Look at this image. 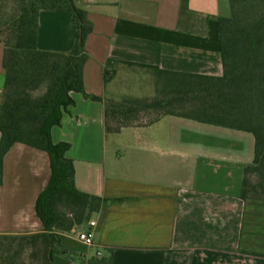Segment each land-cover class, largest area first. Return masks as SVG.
<instances>
[{"label":"crops","instance_id":"0c3cea01","mask_svg":"<svg viewBox=\"0 0 264 264\" xmlns=\"http://www.w3.org/2000/svg\"><path fill=\"white\" fill-rule=\"evenodd\" d=\"M75 4L87 11L93 25L84 67L89 94L117 100L155 96L157 73L146 66L223 74L219 18L231 15L230 0H75ZM77 36L72 13L41 12L39 49L68 52ZM3 57L0 42V108L6 78ZM109 59L134 65H116L106 81ZM133 80L141 86L131 89ZM71 96L75 102L52 128V138L70 144L66 156L73 160L76 187L91 195L131 198L111 204L105 218L100 212L92 214L97 221L94 247L83 244L85 248L77 251L71 242H79L75 236L79 227L73 235L66 233L64 244L72 253L108 258L111 264H264V201L241 197L245 168L254 159L252 133L180 116L107 133L104 101L79 92ZM182 126L194 132L189 137L195 141L184 153L176 148ZM51 174L48 151L20 142L11 147L0 184V234L45 231L37 200ZM55 260L80 264L67 252Z\"/></svg>","mask_w":264,"mask_h":264},{"label":"trees","instance_id":"16d2710c","mask_svg":"<svg viewBox=\"0 0 264 264\" xmlns=\"http://www.w3.org/2000/svg\"><path fill=\"white\" fill-rule=\"evenodd\" d=\"M230 3L231 15L219 18L221 76L146 66L157 73V94L117 100L85 89L86 39L93 25L75 0H0V42L6 70L0 108V184L5 155L18 142L48 151L52 169L37 200V214L45 231L0 234V264H56V255L64 252L80 264H111L108 258L74 254L64 244L65 234L88 223L93 213L100 212L105 218L111 204L131 199L91 195L76 187L73 160L66 156L70 144L52 138V128L75 102L71 92L104 101L107 133L148 126L165 116L252 133L254 159L245 168L241 197L264 201V0ZM44 10L73 14L78 36L70 51L39 49V19ZM121 63L134 65L109 59L106 81Z\"/></svg>","mask_w":264,"mask_h":264},{"label":"rangeland","instance_id":"374dc122","mask_svg":"<svg viewBox=\"0 0 264 264\" xmlns=\"http://www.w3.org/2000/svg\"><path fill=\"white\" fill-rule=\"evenodd\" d=\"M134 80H137V79H134ZM134 80H133L134 84H132L130 86L131 89L134 88V87H140L141 86L140 85V83H141L140 81L136 82ZM144 82L146 84L147 80L144 81ZM146 85H147V87L150 86L149 83L146 84ZM196 133L200 134V132H196ZM180 134L182 135V141H181L180 146H178V147L176 146V148H177V150H180L183 153L184 152H189L192 148H194V143H195V141L193 139H190L189 135L190 134H194V132H191V130L189 128H187V127L185 128V127L182 126V128L180 130ZM198 143H200V141H198ZM169 145H170V143H169ZM164 147H165L164 149L168 150V145L167 144H165ZM88 226L89 225L87 223H85V224H83L81 226H78V227H79V230H84V229H87ZM67 234L68 235H73V233H71V232H70V234L69 233H67ZM71 245H72V248L76 249L77 251H80V249H84L85 248V246L82 243L76 242V241H72Z\"/></svg>","mask_w":264,"mask_h":264},{"label":"built area","instance_id":"2783aa9c","mask_svg":"<svg viewBox=\"0 0 264 264\" xmlns=\"http://www.w3.org/2000/svg\"><path fill=\"white\" fill-rule=\"evenodd\" d=\"M87 224L89 225L88 228L75 232V236L79 242L89 248H92L96 245L95 228L97 226V221L91 219ZM97 255L100 256L101 252H97Z\"/></svg>","mask_w":264,"mask_h":264}]
</instances>
